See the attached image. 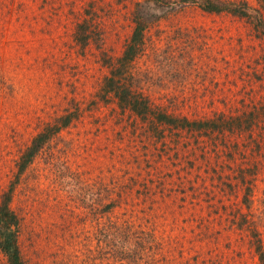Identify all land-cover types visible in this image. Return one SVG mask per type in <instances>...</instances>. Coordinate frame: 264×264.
Listing matches in <instances>:
<instances>
[{"label": "rangeland", "instance_id": "obj_1", "mask_svg": "<svg viewBox=\"0 0 264 264\" xmlns=\"http://www.w3.org/2000/svg\"><path fill=\"white\" fill-rule=\"evenodd\" d=\"M140 1L0 0V200L17 178L24 258L262 264L264 35L229 12L145 2L125 73L154 110L143 119L103 90ZM230 1L264 16L260 0ZM66 117L18 176L32 139Z\"/></svg>", "mask_w": 264, "mask_h": 264}, {"label": "trees", "instance_id": "obj_2", "mask_svg": "<svg viewBox=\"0 0 264 264\" xmlns=\"http://www.w3.org/2000/svg\"><path fill=\"white\" fill-rule=\"evenodd\" d=\"M163 1L165 0H141L136 4L133 12L134 28L130 41L123 55L118 58V65L112 64L111 60H109L112 68L110 70V76L105 78L103 84V90L108 94L114 95L120 107L131 110L143 119H146L150 113L154 114V110L150 108L148 99L138 92L132 82L127 78L125 74L126 65L141 50L144 32L152 22L151 16L148 15L151 10L145 5V2L159 4ZM260 1L264 5V0ZM175 3L182 6L185 4H197L206 12L220 13L225 11L241 17H247L253 23L255 29L264 35V16L261 12L252 15L245 8L246 4L243 2H233L230 0H175ZM83 39L86 43L87 38L84 36ZM70 120V117L64 118L62 123H59L57 126L54 125V129L47 126L32 139L30 144L22 152L20 160L17 162L18 176L28 167L33 157L50 138V134H53L61 126H66ZM159 120L160 122H167L169 120L168 115L165 112H160ZM172 120L176 121L177 119ZM184 121L186 122L184 123L185 125L196 127L203 125V122H190L186 118H184ZM17 181L18 179L16 178L9 184V189L3 192L0 200V251L5 256L8 264H27L19 240L21 218L11 205L13 191ZM256 251L258 252L259 260L264 264V249L262 244H257Z\"/></svg>", "mask_w": 264, "mask_h": 264}]
</instances>
